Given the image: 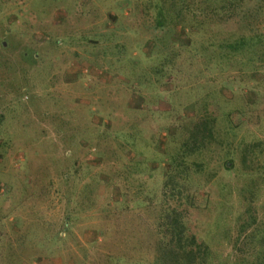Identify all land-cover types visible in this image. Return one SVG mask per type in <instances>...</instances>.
<instances>
[{
    "label": "rangeland",
    "instance_id": "1",
    "mask_svg": "<svg viewBox=\"0 0 264 264\" xmlns=\"http://www.w3.org/2000/svg\"><path fill=\"white\" fill-rule=\"evenodd\" d=\"M185 1L0 0V264L258 250L264 0Z\"/></svg>",
    "mask_w": 264,
    "mask_h": 264
},
{
    "label": "trees",
    "instance_id": "2",
    "mask_svg": "<svg viewBox=\"0 0 264 264\" xmlns=\"http://www.w3.org/2000/svg\"><path fill=\"white\" fill-rule=\"evenodd\" d=\"M170 1H171L170 4L164 5L162 11L173 10V11H175V16L177 18H180L178 11L184 13L182 8L188 6V1H185V0H170ZM237 1H241V0H237ZM237 1L234 2L233 0H230V3H237ZM176 2H178V8L175 5ZM162 16H163V14H162ZM245 43L246 42L244 40L237 41L234 45L231 46V49L232 50H239V49H241V47L245 46ZM255 145H256V147L259 146V144H255ZM253 223H255V221L246 225L244 228L251 226ZM250 238H251V235L249 236V239ZM252 238L256 239L260 246H259L258 250L255 253H253L252 255H247V253L243 251L242 252L243 255L241 256V258L239 260V262H240L239 264H264V225H263V229L254 233V237H252ZM244 255H246V256H244Z\"/></svg>",
    "mask_w": 264,
    "mask_h": 264
}]
</instances>
